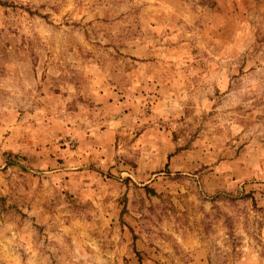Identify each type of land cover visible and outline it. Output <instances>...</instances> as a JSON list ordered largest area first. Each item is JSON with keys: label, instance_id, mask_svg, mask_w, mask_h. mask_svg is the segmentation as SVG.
<instances>
[{"label": "rangeland", "instance_id": "1", "mask_svg": "<svg viewBox=\"0 0 264 264\" xmlns=\"http://www.w3.org/2000/svg\"><path fill=\"white\" fill-rule=\"evenodd\" d=\"M0 264H264V0H0Z\"/></svg>", "mask_w": 264, "mask_h": 264}]
</instances>
